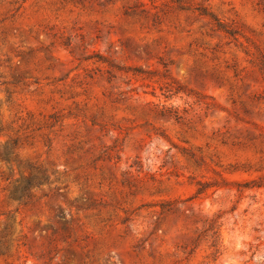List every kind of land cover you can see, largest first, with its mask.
I'll use <instances>...</instances> for the list:
<instances>
[{
  "label": "rangeland",
  "instance_id": "374dc122",
  "mask_svg": "<svg viewBox=\"0 0 264 264\" xmlns=\"http://www.w3.org/2000/svg\"><path fill=\"white\" fill-rule=\"evenodd\" d=\"M133 2L0 0V264H264V0Z\"/></svg>",
  "mask_w": 264,
  "mask_h": 264
},
{
  "label": "trees",
  "instance_id": "16d2710c",
  "mask_svg": "<svg viewBox=\"0 0 264 264\" xmlns=\"http://www.w3.org/2000/svg\"><path fill=\"white\" fill-rule=\"evenodd\" d=\"M95 1H98V0H95ZM105 1L111 2L112 0H105ZM142 7H145V4L140 2V0H134V2L132 4H130L126 7V12L127 13H135L139 8H142ZM179 8L182 10L192 9L191 6L186 7V6H182L181 4H179ZM193 9L195 11H199L200 15H205V16L211 17V19H213L215 21V23H213V25H212V28H214L215 30L224 31L226 34H228L230 36L234 35V34H232V30L225 29L222 26V24L220 22H218V20L215 19L211 14H208V12L205 9H198V8H193ZM142 13H144V11H142ZM155 19H157V21H158L157 17ZM154 23H156L155 20H154ZM112 67H114V66H112ZM110 75L112 78H114V76L112 74H110ZM172 110H174V109H172ZM174 112H175V114H174L175 119L179 120L181 118L179 116V112L176 110ZM116 159L120 160V157H116ZM28 170H29L28 175L24 174V176H22L21 185L16 190V192L14 194L16 196V198L18 200H20L23 204H28L31 201L33 189H39L44 184L50 185V178H49L46 170L39 168V167L33 168L31 166L28 167ZM198 194H201V191ZM175 204L176 203L162 204L160 206L161 207L160 215H164V214L168 213L169 211H171ZM216 223H217V221L215 218L206 219V221L204 222V227L206 226V228L208 227V229H205L202 232L203 238H201V240H207L210 243V249H212V251H213L212 257L215 260L218 259L222 255V244H221V238H220V227H221V225L216 226Z\"/></svg>",
  "mask_w": 264,
  "mask_h": 264
}]
</instances>
